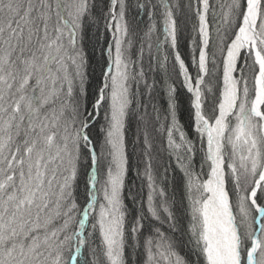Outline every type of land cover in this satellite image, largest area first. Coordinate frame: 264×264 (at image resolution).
Wrapping results in <instances>:
<instances>
[{
  "label": "snow or ice",
  "instance_id": "obj_1",
  "mask_svg": "<svg viewBox=\"0 0 264 264\" xmlns=\"http://www.w3.org/2000/svg\"><path fill=\"white\" fill-rule=\"evenodd\" d=\"M0 264H264V0H0Z\"/></svg>",
  "mask_w": 264,
  "mask_h": 264
},
{
  "label": "trees",
  "instance_id": "obj_2",
  "mask_svg": "<svg viewBox=\"0 0 264 264\" xmlns=\"http://www.w3.org/2000/svg\"><path fill=\"white\" fill-rule=\"evenodd\" d=\"M225 2H227V0H225ZM97 3L99 6L102 7L103 4L107 3V0H97ZM129 3L134 5L135 0H129ZM131 12L132 14H135L134 7L131 9ZM100 33L101 34L104 33V26L102 20L100 22ZM104 39L105 36L101 35L99 42H97V29L95 27H91L90 29H88L85 43H86V51L88 52L90 57V67L88 69L89 74L86 84V88L89 93V99L93 97L94 93L98 89L101 72L104 67V59L101 56V51H100V47L103 45ZM181 50L184 51L183 46ZM145 67L147 68V61L145 62ZM171 73H172L171 61H169L167 71H165L163 68H160L155 62L153 63V72L149 73V80H151L152 77L154 76L155 79L158 81L157 88L153 92V96L155 97L153 103H155L157 107L166 106V96L164 94L163 88L160 85L163 83L164 80H169V82H171V79H174V77L171 76ZM177 87H178L177 101L179 105L178 116L180 118V122L184 125H187L190 121L187 96L184 90L179 88V85H177ZM144 100L145 102H147V96L144 97ZM129 135L131 136V132L129 133ZM138 151L139 149H137V152ZM135 162H136V158L134 155L133 165H135ZM159 162L161 164L172 163L173 166H175V162L169 161L168 155L166 153L159 158ZM134 172H135V167H133V174L130 175L129 177V181H130L129 187L133 188V190H135L136 186L139 184V181L135 179ZM180 175L181 174L179 172V169H177L175 174L177 181ZM172 180H173V176L170 171L169 173L170 187ZM177 198H179V192H177ZM184 224L185 226L187 225V219L184 220ZM184 240L187 241V236L184 237ZM187 251H188V246H185L181 254L183 255L187 253Z\"/></svg>",
  "mask_w": 264,
  "mask_h": 264
}]
</instances>
